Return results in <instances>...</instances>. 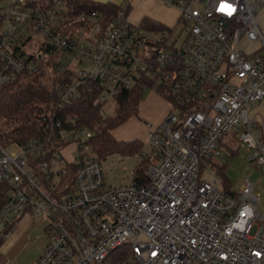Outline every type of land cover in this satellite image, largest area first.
Returning a JSON list of instances; mask_svg holds the SVG:
<instances>
[{"label": "built area", "instance_id": "1", "mask_svg": "<svg viewBox=\"0 0 264 264\" xmlns=\"http://www.w3.org/2000/svg\"><path fill=\"white\" fill-rule=\"evenodd\" d=\"M159 1L178 10L170 45L169 29L151 30L160 36L152 39L127 17L106 22L68 0H0V85L50 56L62 73L54 105L36 114L37 137L0 142V234L25 212L46 219L47 242L30 264H109L126 246L124 264H264V200L254 182L224 189L211 167L201 172L231 130L264 170V116L248 112L264 97V34L255 19L264 0ZM136 86L170 108L147 123V182L106 184L100 160L87 153L92 131L58 113L93 90L104 105ZM67 149L76 160L64 157Z\"/></svg>", "mask_w": 264, "mask_h": 264}, {"label": "trees", "instance_id": "2", "mask_svg": "<svg viewBox=\"0 0 264 264\" xmlns=\"http://www.w3.org/2000/svg\"><path fill=\"white\" fill-rule=\"evenodd\" d=\"M72 8L76 11L97 9L105 17L107 22L110 17L119 15L121 18L127 17L129 6L123 8L120 4L113 2H94L93 0H68ZM139 24L149 30L167 29L165 25L143 16ZM62 73L56 65L52 56L40 62L36 71H22L16 78L6 84L0 85V142L25 143L37 137L39 120L36 116L38 112H47L55 102V92L53 85L57 80H61ZM144 89L134 87L125 90L115 97L116 108L111 115L101 113L103 104L96 100L98 91L80 95L70 104L62 108L58 114L73 113L77 115L80 124L88 127L92 134L88 138L91 144V158L100 160L108 154L120 152L122 154L140 152L141 144L137 140L123 141L117 140L112 130L121 125L132 116H137L138 105L143 97ZM162 95V94H161ZM164 96H167L163 93ZM162 95V96H163ZM169 98V97H168ZM149 164L147 157L138 161L134 167L132 179L146 183V169ZM74 165L70 167L72 172ZM220 172L222 188L228 189L229 184L223 185V165H216ZM7 185L0 180V205L7 198ZM0 234V244L3 241ZM5 236V235H4ZM111 264H124L130 256V248L123 247L112 254ZM110 264V263H109Z\"/></svg>", "mask_w": 264, "mask_h": 264}, {"label": "rangeland", "instance_id": "3", "mask_svg": "<svg viewBox=\"0 0 264 264\" xmlns=\"http://www.w3.org/2000/svg\"><path fill=\"white\" fill-rule=\"evenodd\" d=\"M93 1L103 3L110 1L117 5L120 4L123 8L129 6L127 20L134 24L139 23L138 18L140 17L142 8L137 6V0ZM180 29L181 23L176 21L173 27L169 29L172 33H169L170 39L167 41V44L170 45L169 41L177 37ZM147 32L149 37L152 39H158L160 37L149 29H147ZM241 46L245 50H248L251 47V44L246 41H242ZM115 108L116 101L113 97L108 98L103 105V111L106 115H111ZM169 108L170 104L154 90H151L150 88H146L144 90L143 97L138 105V114L135 116L136 118H129V120L127 119L128 121L126 120L127 122L125 121V127L132 128L135 133H138L136 140L141 144L140 152L142 151L147 153L149 150L145 122L153 124L159 122L161 114H165ZM248 112L250 115L253 114L254 110L252 106L249 107ZM140 152L138 151L127 154L114 152L100 158L105 183H111L118 186L128 184L132 180L136 163L145 157V155H141ZM61 153L68 160H76V153L70 151L69 149L63 150ZM87 153H91V150ZM247 155L248 152L246 147L240 144L239 139L231 130L221 139L220 153L212 156L210 159L202 160L201 172L203 174L207 167H211L212 173L219 181L218 184L222 187L220 172H218L216 165H223V185L229 184L232 188L237 189L246 177L250 181L254 182L255 191L259 192L262 200H264V170L253 161H250L247 158ZM27 167L28 166L26 165L25 168ZM206 176H208L207 172ZM45 220L46 219L42 218V216H36L29 212L27 215H24L18 225L12 227L6 236L3 235V241L0 244V264H25L29 256L34 251L36 243L40 239L44 238V236H47L46 232L42 229V225ZM112 262L113 256H111L110 264Z\"/></svg>", "mask_w": 264, "mask_h": 264}, {"label": "crops", "instance_id": "4", "mask_svg": "<svg viewBox=\"0 0 264 264\" xmlns=\"http://www.w3.org/2000/svg\"><path fill=\"white\" fill-rule=\"evenodd\" d=\"M137 2H138L137 6L142 8L140 17L138 18L139 19L138 22L143 16H148L151 19L165 25L167 29H171L173 25L175 24V22L178 21V10L175 7L166 6L159 0H137ZM255 19H256V22L258 24L260 31L264 34V3L257 10L255 14ZM251 106L254 110L251 116H254L256 120H259L260 116H264V97L257 104H254ZM163 115L164 113L161 114L160 119L163 117ZM132 118H136V117L135 116L130 117V119ZM126 122L123 123L121 126L113 129V132H112L113 136L117 140H123V141L136 140L138 137V133H135V131L132 128L125 127ZM145 123H146L145 125L146 129H147V123L149 122H145ZM28 213L29 212H25L21 214L20 216H18L15 220L13 227L18 225V223L24 217V215H27ZM42 229L43 231H45L44 223L42 225ZM46 242H47V236H44V238L40 239L36 243V246L34 247V251L29 256L25 264H30L36 258V256L43 249Z\"/></svg>", "mask_w": 264, "mask_h": 264}, {"label": "snow or ice", "instance_id": "5", "mask_svg": "<svg viewBox=\"0 0 264 264\" xmlns=\"http://www.w3.org/2000/svg\"><path fill=\"white\" fill-rule=\"evenodd\" d=\"M225 7H227L228 8V10H229V14L231 13V11H232V9L230 8V6H225ZM223 10V9H222Z\"/></svg>", "mask_w": 264, "mask_h": 264}]
</instances>
